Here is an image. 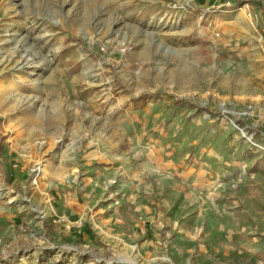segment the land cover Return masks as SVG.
<instances>
[{"label":"rangeland","instance_id":"374dc122","mask_svg":"<svg viewBox=\"0 0 264 264\" xmlns=\"http://www.w3.org/2000/svg\"><path fill=\"white\" fill-rule=\"evenodd\" d=\"M0 264H264V0H0Z\"/></svg>","mask_w":264,"mask_h":264},{"label":"trees","instance_id":"16d2710c","mask_svg":"<svg viewBox=\"0 0 264 264\" xmlns=\"http://www.w3.org/2000/svg\"><path fill=\"white\" fill-rule=\"evenodd\" d=\"M147 96L146 95H141L138 98L134 99L133 101H138V100H142L145 99ZM46 234H47V238L50 241H54V237H53V223H49L46 225Z\"/></svg>","mask_w":264,"mask_h":264},{"label":"built area","instance_id":"2783aa9c","mask_svg":"<svg viewBox=\"0 0 264 264\" xmlns=\"http://www.w3.org/2000/svg\"><path fill=\"white\" fill-rule=\"evenodd\" d=\"M247 7H248V5H247Z\"/></svg>","mask_w":264,"mask_h":264}]
</instances>
